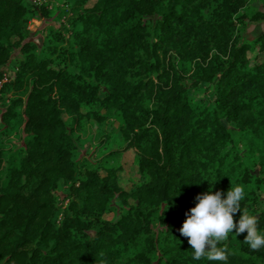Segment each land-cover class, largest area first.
Wrapping results in <instances>:
<instances>
[{
  "label": "trees",
  "instance_id": "1",
  "mask_svg": "<svg viewBox=\"0 0 264 264\" xmlns=\"http://www.w3.org/2000/svg\"><path fill=\"white\" fill-rule=\"evenodd\" d=\"M250 1L63 0L51 15L0 0V264H221L193 260L178 231L210 187L243 185L264 232V33L244 37L264 11ZM33 19L49 23L37 42ZM91 126L104 148L120 135L104 165L81 159ZM245 235L221 242L227 264H264Z\"/></svg>",
  "mask_w": 264,
  "mask_h": 264
},
{
  "label": "clouds",
  "instance_id": "2",
  "mask_svg": "<svg viewBox=\"0 0 264 264\" xmlns=\"http://www.w3.org/2000/svg\"><path fill=\"white\" fill-rule=\"evenodd\" d=\"M245 196L244 186L237 184L230 186L226 193L220 190L213 193L210 187L208 192L194 198L196 206L185 213L186 219L178 230L187 238L193 260L227 264L228 252L220 245L230 234L238 237L246 233L243 242L252 251L264 248V232L258 229V219L241 209ZM237 213L240 217L234 222Z\"/></svg>",
  "mask_w": 264,
  "mask_h": 264
},
{
  "label": "rangeland",
  "instance_id": "3",
  "mask_svg": "<svg viewBox=\"0 0 264 264\" xmlns=\"http://www.w3.org/2000/svg\"><path fill=\"white\" fill-rule=\"evenodd\" d=\"M31 1L34 3V0H31ZM35 1L36 3L39 4L37 6H40L41 4H44V3L47 4L49 10L52 12L51 15H54L59 9L60 10L66 9L65 7L66 5L63 3V0H35ZM261 2L262 4H260ZM250 4H251V7L248 9V11H251L250 9L254 11L261 5H264V0L263 1L251 0ZM64 20H66V17L62 18V21ZM48 24H49L48 22L44 20H39V19H33L29 22V29L34 35L33 40L37 42L40 39V35H42L41 34L42 29H44L45 27H48L47 26ZM251 31L252 32H250L248 35H246L245 33L244 37L246 40L252 41L255 37H257L264 31V21L256 22L251 28ZM12 96H13V93L12 92L9 93V97H12ZM115 126L114 127L112 126L108 131L112 132ZM76 134L79 137L78 143H79V148L81 151V159H85L84 162L92 166L104 165L105 156L109 154L111 149L113 151V150L121 148L120 146H118V144L121 141L120 135H115L113 137V139L115 140V143L112 144L111 149H109L108 146H106L105 148L102 147L101 138L100 136H98V133L93 126L90 127L88 132H84L81 129H78ZM11 139L13 142H15L14 144L19 143L17 137L13 136L11 137ZM11 146L12 145H10V147ZM240 148H242L241 145H240ZM130 154L131 152L126 154L127 157L131 156ZM116 163H117V160L111 159V161H109V165L111 166H114ZM123 168L127 171H125L124 173L120 175V178H119L120 186L124 188L131 187V182L136 181L137 179L136 168L134 166H131L129 161L123 164ZM260 195H261L262 203L264 204V185L260 191ZM108 218L110 219L111 217H108Z\"/></svg>",
  "mask_w": 264,
  "mask_h": 264
},
{
  "label": "crops",
  "instance_id": "4",
  "mask_svg": "<svg viewBox=\"0 0 264 264\" xmlns=\"http://www.w3.org/2000/svg\"><path fill=\"white\" fill-rule=\"evenodd\" d=\"M261 1H263V0H261ZM260 4H262V2H261ZM257 9L260 10V11H264V5H261V6L258 7ZM254 24H255V23H251L250 25H248V28H247L246 31H245L246 35H248L250 32H252V31H251V28L253 27ZM262 33H264V31H263Z\"/></svg>",
  "mask_w": 264,
  "mask_h": 264
},
{
  "label": "built area",
  "instance_id": "5",
  "mask_svg": "<svg viewBox=\"0 0 264 264\" xmlns=\"http://www.w3.org/2000/svg\"><path fill=\"white\" fill-rule=\"evenodd\" d=\"M34 3L36 4V5H39L38 3H36V1L34 0Z\"/></svg>",
  "mask_w": 264,
  "mask_h": 264
}]
</instances>
